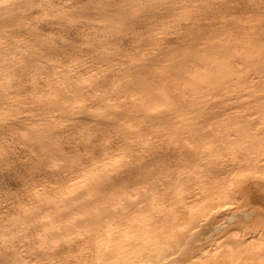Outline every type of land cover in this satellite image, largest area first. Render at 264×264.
<instances>
[{
  "label": "bare ground",
  "instance_id": "1",
  "mask_svg": "<svg viewBox=\"0 0 264 264\" xmlns=\"http://www.w3.org/2000/svg\"><path fill=\"white\" fill-rule=\"evenodd\" d=\"M0 264H264V0H0Z\"/></svg>",
  "mask_w": 264,
  "mask_h": 264
}]
</instances>
